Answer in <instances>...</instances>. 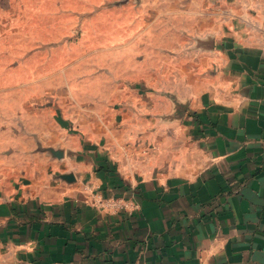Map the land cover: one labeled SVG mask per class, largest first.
I'll use <instances>...</instances> for the list:
<instances>
[{
	"label": "crops",
	"instance_id": "obj_1",
	"mask_svg": "<svg viewBox=\"0 0 264 264\" xmlns=\"http://www.w3.org/2000/svg\"><path fill=\"white\" fill-rule=\"evenodd\" d=\"M119 11L115 46L145 44L146 82L73 102L74 130L26 115L30 168L0 186V264H264V0Z\"/></svg>",
	"mask_w": 264,
	"mask_h": 264
},
{
	"label": "rangeland",
	"instance_id": "obj_2",
	"mask_svg": "<svg viewBox=\"0 0 264 264\" xmlns=\"http://www.w3.org/2000/svg\"><path fill=\"white\" fill-rule=\"evenodd\" d=\"M132 1L157 0H0V186L30 168L22 150L32 146L25 133L35 122L26 115L58 114L62 128L74 130L61 118L73 102L111 97L118 82H146L153 59L145 44L113 40L120 3ZM132 64L140 70H125Z\"/></svg>",
	"mask_w": 264,
	"mask_h": 264
}]
</instances>
